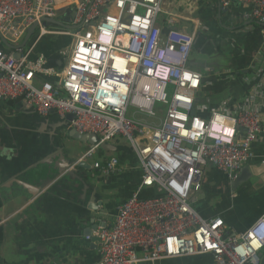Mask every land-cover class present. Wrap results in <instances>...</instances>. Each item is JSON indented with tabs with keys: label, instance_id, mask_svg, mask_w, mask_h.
<instances>
[{
	"label": "built area",
	"instance_id": "1",
	"mask_svg": "<svg viewBox=\"0 0 264 264\" xmlns=\"http://www.w3.org/2000/svg\"><path fill=\"white\" fill-rule=\"evenodd\" d=\"M243 1L251 6L244 18L264 25V0ZM231 2L219 0V6L226 9ZM70 7L76 13L68 24L76 29L44 22ZM163 12L164 0H0V43L5 38L19 46L37 24L26 47L9 52L0 47V98L24 100L41 116L52 110L63 119L73 114L72 126L81 134H95L100 142L124 136L135 150L142 179L118 207L113 224L95 231L97 264H151L204 254L217 264H262L264 214L249 229L228 234L224 218H204L191 198L202 187L206 165L235 179L254 157L253 143L264 128V83L236 113L212 110L202 116L196 99L204 75L189 67L196 33L181 30L172 13L164 30L158 25ZM59 35L73 39L61 52L63 69L46 68L42 56L30 58L41 38ZM46 75L57 83L37 78ZM94 153L95 148L83 158ZM94 167L104 177L123 171L116 156ZM145 188L158 193L144 197Z\"/></svg>",
	"mask_w": 264,
	"mask_h": 264
},
{
	"label": "crops",
	"instance_id": "2",
	"mask_svg": "<svg viewBox=\"0 0 264 264\" xmlns=\"http://www.w3.org/2000/svg\"><path fill=\"white\" fill-rule=\"evenodd\" d=\"M250 9L251 6L243 0H232L226 9L219 6V0H164V12L158 19V25L166 30V18L172 13L177 17L181 30L195 32L196 36L201 32L210 40H225L228 55L233 58L232 64L239 70L235 77L247 90L235 105H231L230 100L220 106L203 107L200 106L202 104H198V112L202 116H207L212 110L236 113L242 106H248L249 96L251 97L257 87L264 83V25L244 18V13ZM64 11L61 13H65ZM69 37L61 35L50 37L46 42L39 40L30 58L35 59L40 54L51 55L69 48L72 44ZM203 75L204 82L198 97L218 94L225 90L227 82L225 74L220 77L209 71ZM37 78L57 83V78L52 75ZM22 101L24 100L0 98V121H3L4 115L17 116L19 120L26 117L22 111H16V106ZM261 111L264 114V105ZM111 143L117 148L103 149L100 144L96 145L92 156L94 161L90 162L91 181L101 185L106 198L103 205L93 212L92 216L95 219L93 223L89 221L90 217L78 220L72 215L82 212L77 206L68 207V215L61 216V212L56 208V197L44 195V190L35 185L26 173L0 178V264L99 262L100 244L97 242L96 246L92 237L89 239L85 235V228L95 226L94 236L97 228L103 223L112 225L118 207L135 191L142 179L140 160L129 140L124 136H118ZM79 144L84 147L89 143L79 141ZM253 151L254 157L239 172L243 171L245 177L235 191L227 184L231 179L216 166L208 164L204 168L201 189L192 192L191 204L194 208L198 205V209L195 208L197 212L207 219L224 218L228 234L249 229L264 214V128L257 141L253 143ZM85 152L79 153V159L84 157ZM111 156L119 158L123 171L104 177L94 164L97 161L105 163ZM23 185L33 192L28 201L18 197L19 194H28ZM110 189L112 191L123 189L126 193L118 201L117 194ZM156 193L157 188H145L142 196H153ZM151 264H217V262L211 254H204L166 259Z\"/></svg>",
	"mask_w": 264,
	"mask_h": 264
},
{
	"label": "water",
	"instance_id": "3",
	"mask_svg": "<svg viewBox=\"0 0 264 264\" xmlns=\"http://www.w3.org/2000/svg\"><path fill=\"white\" fill-rule=\"evenodd\" d=\"M64 12L59 13L58 19L45 18L44 22L76 29L75 26L68 24L75 16V9L70 7ZM36 28L37 24H34L19 46H14L3 38L0 47L6 52L10 49L26 47ZM69 39L73 41L71 36ZM225 43V40H210L201 32L196 36L194 49L199 53V57L192 59L189 67L204 73L210 71L220 77L225 74L224 77L227 78L225 90L218 94L198 97L197 104L220 106L230 100V104L235 105L240 96H244L247 92L245 86L235 77L239 74V70L232 64L233 58L228 55L229 50ZM61 52L51 55L40 54L37 58L42 56L46 59V68L61 70L66 63ZM14 56L20 58L21 54L15 52ZM16 111H22L27 116L19 120L17 116L3 114V121H0V178L26 173L35 185L44 190V195L56 197V208L61 212V216L68 215V207L77 206L83 213L72 215L78 220H86L90 217L89 221L95 222L93 212L103 205L106 198L102 193L101 185L91 181L92 165L89 159L83 157L79 159L78 155L88 152L98 144L103 149L117 148V146L111 142L100 143V138L95 134H81L72 126V120L75 119L73 114H68L63 119L52 110L50 115L41 116L34 105H28L25 101L16 106ZM194 114H196L195 109L192 111V115ZM65 135L67 139H64ZM79 141L89 144L81 147ZM244 177L245 173L242 171L235 179L228 180L227 184L235 191ZM15 180L18 182L16 178ZM23 187L28 190V194H19L18 197L28 201L33 192L28 187L24 185ZM94 227L93 225L86 227L84 233L92 237V241L98 246L97 237L93 236ZM262 264H264V254Z\"/></svg>",
	"mask_w": 264,
	"mask_h": 264
},
{
	"label": "rangeland",
	"instance_id": "4",
	"mask_svg": "<svg viewBox=\"0 0 264 264\" xmlns=\"http://www.w3.org/2000/svg\"><path fill=\"white\" fill-rule=\"evenodd\" d=\"M62 11V10H61ZM60 11V12H61ZM59 12V13H60ZM52 26H54V27H57V28H68V27H64V26H59V25H56V24H53ZM37 34V33H36ZM59 36H61V35H59ZM50 37H52V36H45V37H43V38H41L40 39V41H46L48 38H50ZM71 47V46H70ZM69 47V48H70ZM69 48H67V49H69ZM207 72H205L204 74H206ZM157 108H160V109H162V110H166V106L165 105H163V104H158V106H157ZM164 114H165V112H163V115H158V116H160V117H163L164 116ZM128 116L129 117H131L132 116V111L130 110L129 112H128ZM136 116L137 117H142V118H145L147 121H153L154 119L153 118H150V117H148V116H146V115H142V114H136ZM88 159H89V161L90 162H93L94 160L92 159V157H88ZM110 191H112L111 189H110ZM112 192H114V193H116L117 194V199L116 200H118V201H120L123 197H124V195H125V193H126V191L125 190H123V189H120V190H116V189H114ZM118 201H116V202H118ZM195 208H197L198 209V205H196V207ZM196 209V210H197Z\"/></svg>",
	"mask_w": 264,
	"mask_h": 264
},
{
	"label": "flooded vegetation",
	"instance_id": "5",
	"mask_svg": "<svg viewBox=\"0 0 264 264\" xmlns=\"http://www.w3.org/2000/svg\"><path fill=\"white\" fill-rule=\"evenodd\" d=\"M196 57H199V53L194 49V47H193V50H192V55H191V59H190V61L192 60V59H194V58H196ZM202 74L204 73V72H201ZM66 136V135H65ZM64 136V139H67V137H65ZM66 143V142H65Z\"/></svg>",
	"mask_w": 264,
	"mask_h": 264
}]
</instances>
